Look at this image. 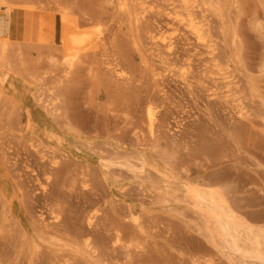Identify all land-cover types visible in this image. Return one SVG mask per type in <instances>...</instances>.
<instances>
[{"label":"rangeland","instance_id":"rangeland-1","mask_svg":"<svg viewBox=\"0 0 264 264\" xmlns=\"http://www.w3.org/2000/svg\"><path fill=\"white\" fill-rule=\"evenodd\" d=\"M10 1L18 5L7 14L0 3V24L16 64L12 95L40 94L55 117L37 150L21 129L0 140L8 178L0 185V264H264L253 255L258 237L264 255L263 9L256 22L252 6L233 0H222L220 17L199 14L219 62L205 74L209 48L174 30L171 0H145L138 22L135 0L130 15L120 0ZM64 12L84 46H94L78 52L70 75L61 65ZM18 118L0 105L1 127ZM53 156L61 165L48 186ZM212 178L223 180L232 216L249 228L241 251L213 236L184 197V183ZM23 233L40 236L41 248Z\"/></svg>","mask_w":264,"mask_h":264},{"label":"bare ground","instance_id":"bare-ground-1","mask_svg":"<svg viewBox=\"0 0 264 264\" xmlns=\"http://www.w3.org/2000/svg\"><path fill=\"white\" fill-rule=\"evenodd\" d=\"M118 4L120 5L119 10L123 15H130L131 9L130 0H120ZM134 5L135 12L137 13L136 21H140L143 17L142 14L146 12L147 7L145 0H135ZM171 9L169 12V18L172 22L175 31L184 30L191 36H194L198 43H202V46L209 48V57L205 60V74L213 73L214 68L219 67V62L217 61L216 48L213 46H208V31L209 25L206 23L207 19L205 15L202 21H198L199 14H205L210 12L211 14L218 11L219 17L224 13V6L221 5L222 0H171ZM134 2V1H133ZM0 3L6 4L7 14H11L14 10L15 2L10 0H0ZM246 3L252 6V16L254 22H256L258 17V10L263 9L264 12V0H233L232 5L240 6V4ZM19 14L16 16L15 20L12 18L13 23L11 26L10 33L14 35V26L19 25L18 21ZM206 19V21H205ZM15 21V22H14ZM63 21V33L61 38L60 50L62 52L61 65L67 72V75L72 73V68L75 66L74 59L78 52L85 50L88 46H84L87 41L86 37L78 33V25L75 20H73L67 13L62 14ZM15 23V24H14ZM18 23V24H17ZM6 29L0 24V105L5 104L8 106L9 110L18 115V120L15 124L10 123L8 126L0 125V140L6 133L14 132L17 129H21L24 132L20 138L25 139L27 143L30 144L32 149L37 150L44 146L46 138H50L49 128L47 127V120L51 117H55L54 110H50L48 106H45V102L42 100L41 95L37 93H31L30 89L28 92H22L15 89L16 95H12L13 81L16 80L14 73H16V64L11 60V41L5 37ZM10 34V35H11ZM156 39L157 37H153ZM56 43V40H54ZM175 40L171 39L165 45L169 47L170 50L173 49L175 45ZM97 42L94 40L93 45ZM89 47L88 49H92ZM188 59L185 65L187 69H182V76L184 79L188 78L189 71L192 69V62ZM168 63H170L168 61ZM123 76V74H121ZM120 77V76H119ZM239 91V89H237ZM149 118L151 126L154 125L155 119L153 113L149 110ZM5 130V131H4ZM4 131V132H3ZM49 131V132H48ZM54 143V142H52ZM51 143V144H52ZM3 144L0 143V148ZM5 156H7L5 154ZM21 156L19 154L14 156L15 163L18 162ZM45 159V156L43 157ZM7 160V157H6ZM15 165V164H14ZM61 165V161L56 156L50 158V169L47 171V183L48 186L51 185L50 178L57 173V167ZM27 169H31L32 173L35 174V169L32 166H28ZM5 170L0 169V185L4 182L8 183L7 174L4 173ZM7 173V172H6ZM72 175V173H71ZM39 173H36V177ZM7 178V180H5ZM89 182L87 173H83L82 184L88 187ZM223 180L220 178L204 179L197 182H187L182 185L184 187V197L191 200L192 203L199 209L201 214L207 219L206 229L212 230L211 234L213 236L221 237L224 242H226L234 251H241L240 242L242 236L250 234L247 224L243 221L237 220L232 216L231 205L227 195V191L223 189ZM45 192L46 190L43 189ZM18 196L22 195L18 189ZM7 201L9 202L14 196L10 193L5 194ZM212 225H216L217 228L213 229ZM212 228V229H211ZM27 233H23L25 243L29 246H34L37 250L41 248V237L33 236ZM123 236L119 232L116 234L117 242H122ZM263 240L257 238L256 246L257 251L253 253L254 257L259 258L264 262V255L259 250ZM87 246L90 247L91 244L87 242Z\"/></svg>","mask_w":264,"mask_h":264}]
</instances>
